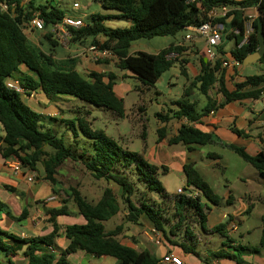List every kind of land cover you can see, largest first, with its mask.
<instances>
[{
  "label": "trees",
  "instance_id": "16d2710c",
  "mask_svg": "<svg viewBox=\"0 0 264 264\" xmlns=\"http://www.w3.org/2000/svg\"><path fill=\"white\" fill-rule=\"evenodd\" d=\"M103 9L117 11L113 16L94 14L89 22L80 29H71V41L81 42L91 39L90 45L99 46L102 50L111 51L117 58V67L126 70L139 79L146 87H155L163 74L168 72L179 59L168 57L177 53L182 55L183 48L174 44L160 51L158 54L137 52L130 54L134 42L141 39H154L157 37L176 36L180 31L189 26H201L209 20L211 11H219L224 6L232 5L239 9L232 10L226 17L211 19L213 23H221L226 29V39L233 41L234 48L230 58L243 65L244 60L259 49L257 36L258 17L264 21V0H196L188 3V0H96ZM2 5L7 6L4 11ZM255 7L258 17L253 20L252 33L243 44L248 18L244 10ZM38 15L46 24V27L60 23L65 14L53 5L50 0H0V126L3 136L0 137V153L6 160L17 159L23 168L29 173H36L37 166L41 163L45 171V181L50 185H57L58 168L67 160L75 158L72 149L65 145L63 139L58 138L51 129L45 128L41 123L42 116L33 111L23 101V96L7 88L8 79L17 78L25 89V95H31L41 91L49 101H54L60 96H72L99 108H105L120 117H124V100L114 91L117 77L112 73L90 72L83 75L75 68L61 69L52 54H47L38 47L32 45L27 34V25ZM116 18L130 23L128 27L112 29L105 24L108 20ZM230 21L227 23V21ZM232 29L239 30L236 34ZM52 44H55L50 35L45 36ZM99 39H102L99 41ZM54 41V42H53ZM53 46H56L53 45ZM217 54L224 56L223 45L218 47ZM264 63V57L260 59ZM101 64H108L104 62ZM209 62L204 63V70L196 78L199 90L203 95L216 84L224 103L242 100H256L264 92V74L249 76L244 82L236 84L234 89L227 87L224 70H221L222 61L218 59L211 68ZM25 67L30 74L20 71ZM107 81L105 82V80ZM178 110L172 118L162 114L157 117L164 122L170 119H187L190 123H198L200 119L216 108V103L209 99L202 113L196 111V104L189 100L177 102ZM67 126L75 125L73 121H65ZM81 133L92 140L93 153L87 155L86 169L96 180L104 179L121 188V198L124 200L127 216L126 222L141 225V217L145 216L152 222L156 231L171 243L169 235L176 234L183 228L188 244H177L186 254H200L193 247L194 238L188 227H185L183 212L188 209L195 213L203 228L206 224L205 206L201 204L199 197L193 199L185 194L177 198H169L161 183L156 178L158 167L146 163L135 153L123 151L114 140L109 138L102 130H95L83 119H79ZM75 130V129H74ZM159 141L164 139L166 128L157 130ZM75 135L77 133L75 132ZM214 141L210 133L201 131L189 125L179 128L176 136L169 140L170 145L183 144L189 152L196 146H205ZM51 148L52 151L47 150ZM230 149L245 162L256 168L264 180V151L250 155L245 148L231 145ZM85 155H82V157ZM220 159L217 154L209 157ZM119 165L125 168L134 167L137 170L138 181L146 184L149 191L159 192L164 199L173 204L178 222L167 231L168 218H164L165 210L156 209L143 201L139 206L132 200L135 185L124 175L116 174ZM133 172V171H132ZM187 186L199 191L208 201L219 205L220 198L213 193L207 182L192 164L183 166ZM54 191V190H53ZM53 193H56L54 191ZM68 198L74 203L78 214L83 217L85 224H72L62 226L58 218L70 216L67 202L64 201L58 209L50 211L52 233L46 236L20 239L14 234L0 229V250L5 254L7 264H14L16 256L15 246H24V256L27 264H69L68 257L78 252H84L96 258L111 257L117 264H160V259L149 250H138L132 246L124 245L117 237L122 234L123 227L106 232L104 223L120 214L122 207L118 197L112 188H106L99 201L90 203L78 189L71 188L67 192ZM145 196V193H144ZM172 203V204H171ZM168 205V206H169ZM4 204L0 201V211ZM27 210H24L20 219L26 218ZM262 234L259 246H232L230 237L225 235V225L213 228L219 232L226 241L223 247H231L236 254L216 253L218 257L233 259L237 264L246 263L241 255L256 254L264 249V213L262 215ZM63 234L68 240V246L56 254V238ZM192 244V245H191Z\"/></svg>",
  "mask_w": 264,
  "mask_h": 264
},
{
  "label": "rangeland",
  "instance_id": "374dc122",
  "mask_svg": "<svg viewBox=\"0 0 264 264\" xmlns=\"http://www.w3.org/2000/svg\"><path fill=\"white\" fill-rule=\"evenodd\" d=\"M46 1V0H44ZM243 1V0H242ZM53 5L58 6V8L65 14L75 19H81L84 23L90 21L91 16L95 13L103 16H115L118 14L114 10L103 9L102 6L96 0H50ZM253 16V15H252ZM249 18V17H247ZM106 26L112 29L125 27L123 23L119 22L116 18L108 20ZM30 32L27 30V34ZM38 39H42L44 36L50 35L49 30L46 32H33ZM30 36V35H28ZM185 36L184 31H180L176 36L171 37H157L154 39H141L133 43L130 52H149L155 53L156 51L162 49L165 44L170 42H175L180 40ZM44 40V39H43ZM102 39H99L101 41ZM42 49L46 52H50V45L44 40L42 43ZM224 44L226 45V50L234 46L233 41H229L224 37ZM58 46V45H57ZM60 49L65 50L64 48ZM100 48V47H99ZM60 51V50H59ZM58 51V54H59ZM57 61V60H55ZM107 61H117L115 59H109ZM114 67H117V62H115ZM118 68V67H117ZM264 70V63L256 62L249 66H244L243 70L245 75H254L261 73ZM22 73H26L24 67L20 69ZM126 70H117L115 73L117 80L115 84L118 86L117 94L122 95L124 100L125 115L120 117L113 113L112 111L96 107L90 103L82 101L72 96H63L62 98H67L66 101H60L62 109L56 108L59 114L54 118H49L47 113L40 110L34 109L33 111L39 113L44 121H41L45 128H49L58 137L64 140L65 145L72 149L75 154L74 159L65 161L57 171V181L62 186V193L59 195L60 199L69 202L68 207L71 211L78 213L76 206L71 199L68 198L67 192L71 188L78 189L84 195V197L90 202L95 203L100 200L103 191L106 188H112L116 193L118 200L121 204L122 210L120 214L113 217L109 221L105 222V227L107 231L115 230L118 226L123 227V232L121 235V240L131 243H139L141 241L147 243L146 248L157 258L160 256L162 251H164V246L148 244L147 239L142 236L143 228L145 227L142 222V227L133 223L126 222L127 209L124 200L121 198L122 190L117 185L112 182H107L104 179L96 180L91 173L86 169L85 161L87 155L93 153L92 140L85 137L79 127V119L86 120L92 129L102 130L109 138L114 140L116 144L123 150L129 153H135L139 158H141L146 163L156 165V163H162L167 161L172 164L176 161L173 157H178L182 153L185 147L181 144L179 145H166L158 143V133L157 130L160 127L165 126L166 122L161 121L156 115V113L169 114L170 105V87L169 81L173 80L174 84H177L173 89V95H176L177 90L182 89V84L186 82L185 77L179 73V67L177 63L169 70V73L164 74L162 78L159 79L155 87H146L143 83L135 78L134 76H129ZM87 75L88 73H84ZM17 78L20 74L16 75ZM107 79L105 80V82ZM181 84V85H180ZM191 87V86H190ZM25 100V98H22ZM47 100V99H46ZM54 104L46 101V107L52 106ZM142 105V106H141ZM145 107L141 108V107ZM44 108V109H45ZM173 109H178V107ZM143 109V110H141ZM199 109V108H198ZM46 111H50L47 110ZM145 111V113H143ZM51 113V112H50ZM65 121H73L74 126L69 127L66 125ZM75 129V130H74ZM176 128H166V134L171 135ZM75 132L77 135H75ZM47 150L52 151L51 148ZM208 153H217L220 155L219 160L213 159ZM87 154V155H86ZM82 155H85L82 157ZM157 159V161L152 158ZM149 158L152 159L149 160ZM198 162L199 174L202 176L205 182H207L214 194L218 195L221 199L226 197V195L232 190L234 191V199L236 200V207L240 208L242 204L245 205L248 210V198L244 195L246 187L244 184L236 181V177L241 174H246L247 176L254 175L252 179L254 182L255 189L258 190L261 198L256 200L255 207L246 213L242 212V218L245 219L244 226L250 228V237L242 239L241 233L244 232L246 228L243 224H239L240 230L233 234V238L239 241L243 245L259 246L262 226V215L264 212V180L259 174L258 170L245 162L241 157L232 152L229 149H223L214 146H207L205 151L196 154ZM168 165V164H167ZM37 168H41L42 164L39 163ZM133 171V172H132ZM181 171V170H180ZM116 174L124 175L132 184L135 185L134 194L132 195V200L137 206H139L141 199L147 204L155 207L156 209L165 210L164 218L168 221H178V217L175 215L174 207L169 205L170 202L164 199L162 195L157 191H149L146 189V184L144 182H139L136 176L137 170L134 167L125 168L123 165H119L118 169L115 170ZM42 175L36 173L34 183H24L21 188L23 190H31L35 193L39 192V197H44L49 194L48 184L41 179ZM157 180L161 183L164 188L165 194L173 199L180 196L178 193L179 189L189 190L187 186L186 177L183 172H169L163 171V168L158 167L156 173ZM263 184L260 186L255 182ZM57 189L59 185L55 186ZM257 192V191H256ZM145 193V196H144ZM36 195V194H35ZM193 195H199V200L203 203H207L212 207L210 201H208L201 193L193 191ZM172 204V203H171ZM169 205V206H168ZM220 208L226 209L227 206H221ZM234 208H232L233 210ZM185 219V227H188L192 236L195 237V248L200 254L198 257L192 254L197 259H203L200 264H210L207 261H211L216 258L213 255L212 258H206V251H219L224 249V235L219 232L210 231L208 227L203 228L201 224L197 221L195 213L188 211L183 212ZM218 215L214 213L212 217V226L219 227L220 221L218 218L214 219ZM66 217V216H65ZM209 218V215H208ZM65 221H69L68 217L63 218ZM172 223V222H171ZM223 225L227 227L225 230V235L230 237L231 228L230 221H226ZM206 226V224H205ZM18 229V228H16ZM213 230V228L211 229ZM182 233V231H179ZM184 232V231H183ZM184 236V234H183ZM180 237V234H179ZM177 241L182 242L180 239ZM226 241V240H225ZM141 244V243H140ZM141 248V246H139ZM96 258V257H95ZM100 259V258H99ZM104 260V261H103ZM109 264V261L117 262L114 258L104 257L98 262H105ZM0 264H7L5 254L0 250Z\"/></svg>",
  "mask_w": 264,
  "mask_h": 264
},
{
  "label": "crops",
  "instance_id": "0c3cea01",
  "mask_svg": "<svg viewBox=\"0 0 264 264\" xmlns=\"http://www.w3.org/2000/svg\"><path fill=\"white\" fill-rule=\"evenodd\" d=\"M234 1L242 2V0H234ZM222 8H225L227 11L230 12L232 10L239 9L238 7L232 5L224 6ZM221 9H219L218 12H221ZM244 15L245 17L257 18L258 11L255 7L248 8L244 10ZM117 20L123 23L125 27H128L130 25V23L127 21H123L120 19ZM229 21L230 19L227 21V23ZM183 31L185 33V36L191 34L189 30H183ZM184 37L173 43L172 42H170L169 44L166 43L162 49L156 51L155 53H149L144 51L145 53L155 55L158 54L160 51L168 48L172 44L178 46V43H180L179 47L183 48L182 55H180V58L176 61V63L179 67V73L183 77H185L186 82L182 84V89L178 90V88H176L177 93L176 95H173V92L175 90L173 88L177 84H174L173 80L169 81L170 94H171L169 103L171 107L169 108V114L162 113V115L165 117H167L168 115L169 117L172 118L173 114L178 110V109H173L172 107L174 108L178 107L177 102L185 99L195 103L196 111L199 113H202L203 109L207 106L209 99H211V101H214L216 103V108L213 109V111H211L207 115H204L198 123H190L187 121V119H182V120L170 119V121L166 122L165 126H162L160 128H172V126H174V128L176 129L173 132V134H171L170 136L165 133L164 139H162L161 141H159L158 139V143L160 145L166 144L172 146L169 144V140L174 136H176L179 128L183 125L193 126L195 128L200 129L203 132L210 133L214 142L212 144H208L205 146H196L195 149L191 152H189L188 148L185 145L181 144L185 147L186 150L180 153L178 157H173L180 164H177L176 161H173L172 164H169L167 161H163L162 163H156V165H159L158 166L159 168L162 167L163 171L168 173L169 170H171L172 172L175 171L183 172L184 165L192 164L195 167V169L199 172V170L197 169L198 162L196 161L197 160L196 154L199 152L203 153V151H205V148L207 146H214V147L231 150L230 146L235 145L237 147L245 148V150L250 155H256L264 151V92L262 93L261 97H259L256 100L248 99L242 101H235L231 103H224V99L219 93L217 84L209 90L208 95H203L199 90L200 85L196 84V78L204 70V63L209 62L210 63L209 65L212 68L218 59H220L221 61L225 60L228 62L234 61L233 59L230 58V53L234 48V46L230 49V51H227L225 49L226 45L224 44V39H223L220 46L223 45L224 47V52H225L224 56L218 54L216 60L211 62L207 58L206 42L204 39L196 38L194 41H184ZM28 38L32 45L38 47L40 50H42L47 54H52L54 59L57 60V63L61 69L75 68L78 72H80L83 75H85L84 73H90V72L115 73L117 70H119L117 67H114L113 65L117 61H111V62L107 60H103L100 62L93 61V59L91 58V54L87 52V49L91 44L90 38L82 41V43L73 42L70 45V48L67 50L60 49L57 46V43L54 41L53 42L56 44V46H53L55 44H52L48 39H46L45 36L42 39H38L35 36V34L32 33L30 34V36H28ZM43 39L46 40V42L50 45V52H46L44 49H42L43 47L41 43L44 41ZM130 54L133 53L130 52ZM104 62H108V64H101ZM243 67L244 66L241 65L240 67L237 68L232 66L228 68H224L221 64V70H224L225 72L227 87L230 90L234 89V86L236 84L244 82L245 79L249 76L264 74V70L262 69L261 73H257L254 75H245ZM24 69L26 70L25 74H30L25 67ZM167 73H169V71L166 72L165 74ZM127 74H129V76H133L131 73H127ZM16 75L17 74L14 75L15 79H17ZM117 89L118 86L115 84L114 91L116 94H117ZM118 96L122 98V95H118ZM23 97L25 98V100H23L24 103L28 105L32 110L34 109L40 110L42 108V112L47 113V115L44 116H48L49 118H54L55 117L54 115L57 116L59 114V110L62 109L60 101L67 100V98H62L63 96H60L54 101H49V99L41 91L32 93L31 95H24ZM46 101L54 105L45 108ZM56 108H60V109L56 111L55 110ZM141 108L145 109L144 106ZM46 109L50 111H46ZM143 113H145V111ZM157 114H161V113H156V115ZM43 119L44 118H41V121H44ZM2 136H3V130L2 127L0 126V137ZM208 154H217V153H208ZM152 159L157 161V159H154V157ZM152 159L149 158V160L151 161ZM215 160H219V159H215ZM6 162L7 160L4 159L0 153V201L4 204L2 210L0 211V229H2L5 232L14 234L20 239L49 235L53 231V227L50 222L49 212L52 211L53 209L60 208L64 202V201L62 202V200L59 197V195L62 193L61 184L57 183V185H59V188L57 189L55 187L56 185L53 186L50 185L48 182H46L45 171L42 165L43 169L37 168L36 173L41 174L42 175L41 179L48 184L49 194L44 197H39V192L35 193L36 194L35 195L33 191L23 190L21 188V186L24 183H28L26 179L29 176H33L35 179L36 173H29L26 168H22L20 176H14L11 169L6 165ZM253 178L254 175L247 176L246 174H241L236 177V181H239L240 183L244 184L246 187L244 196L248 198V207H249L248 210L246 209L244 204H242L240 208H235L236 200L234 199L235 198L233 194L234 191L232 190L226 195V197H223V199H221L217 195L220 198L219 205H214L210 202L212 204L211 207L207 203L201 202V204L205 206V213H206L207 230L205 231H208L209 229L210 231H213L211 229L216 228V226L211 225V223L213 222H212V217H210L211 215L216 213L218 216L215 217L214 219L218 218V220L221 222L219 226L223 225L228 220L230 221V225L232 224L236 225V230L230 236L231 241L233 242L232 246L233 245L247 246L235 240L233 238V234L237 233L240 230V227L238 226L240 223L243 224L244 226L243 222L245 221V219L242 218V212L246 213L249 210H252L255 207L254 205L256 203V200L261 198V195L258 193L259 191L255 189V186L253 184L254 181L252 180ZM255 182L260 186H263V184L258 183L257 180H255ZM53 190L56 191V193H53L54 192ZM194 190L195 189L191 187L189 188V190H184V191L186 192L187 195L192 194V196H196L193 195ZM187 191H190L191 193L188 194ZM197 197H199V195H197ZM52 198H54V200H51ZM68 204L69 202H67V206ZM225 205L227 206V208L222 210V208L220 207ZM232 208L234 209L232 210ZM24 210H27L28 215L26 218L20 219ZM69 211H70V216H66L70 219L69 221L63 220V218H66L65 216L59 217L57 219L60 225L66 226L72 224H81V225L85 224V220L83 219L82 216H80L75 211H71L70 209ZM185 211L194 213L193 211L188 209H186ZM196 219L199 222L197 216ZM142 222L145 224L144 225L145 227L142 229L143 230L142 236L147 239L148 244L155 245L152 242L154 238L162 239L163 243L160 246H164L165 249L164 251H162L158 259L161 260V258L166 254L173 253L179 256L183 260L184 264L202 263L203 259L201 258L197 259L192 254H186L179 247V245H177L180 243H184L190 246L189 240L185 239L186 238L185 235L183 236L184 234L183 231L185 230V228L181 230L182 233L177 231L176 234L169 235V238L172 240V242H175L176 245H174V243L169 242L162 235V233L156 231L154 225L150 220H148L147 217L145 216L141 217V225H139L141 227L143 226ZM171 222H168L166 224L165 228L167 229V231H169L171 227L174 226L178 221L177 222L171 221ZM245 228L246 230L244 229V232L240 234L242 239L249 238L251 234L250 228L249 227H245ZM262 228L263 226L260 227L261 234H262ZM225 229H227V227ZM63 231L64 230L62 228L60 231V235L56 238L55 241L56 243L55 251L57 252L56 254H59L61 250H64L68 246V240L64 236ZM106 232L109 231L106 230ZM120 237L121 235H119L117 238L124 245L132 246L138 250L147 249L146 248L147 243L143 241L135 244L131 242L127 243L126 241L121 240ZM193 238L195 239V237ZM177 239H180L182 242L177 241ZM14 246L16 250V256L13 257L14 264H27V259L23 254V252L25 251V247L24 246L19 247L17 245ZM139 246H141V248H139ZM193 247L195 248V244L193 245ZM248 247H254V246L248 245ZM218 252H222L224 254H232V255L236 254L231 247H224V249H220L219 251H215V252L209 250L206 251L205 253L207 256L206 258H212V256L216 255V253ZM241 257L248 264H264V249H260L259 253L256 254H243L241 255ZM100 259L95 258L84 252H78L68 257L69 264H106V260L105 262H98ZM207 262L210 264H237L231 258L218 257V256H216L215 259H212L211 261H207ZM109 264H117V262L109 261Z\"/></svg>",
  "mask_w": 264,
  "mask_h": 264
},
{
  "label": "built area",
  "instance_id": "2783aa9c",
  "mask_svg": "<svg viewBox=\"0 0 264 264\" xmlns=\"http://www.w3.org/2000/svg\"><path fill=\"white\" fill-rule=\"evenodd\" d=\"M195 2L196 0H188V3H191V4ZM2 8L5 11L7 9V6L2 5ZM229 12L230 11H227L225 8H222L221 12L211 11L208 14L209 20L206 23L202 24L201 26H197V27L196 26L186 27L185 30H189L191 34L186 35L184 37V41H194L196 38L204 39L206 42L207 58L211 62L215 61L218 56L217 49L221 45L227 33H226V29L223 24L213 23L211 19L226 17V15ZM254 19H255L254 17L248 18V21L246 23L245 39L241 45H243L247 41L248 37L252 33L253 31L252 23ZM85 25L86 24L81 19H75L69 16H65L64 19L60 23L54 24L50 26L49 28H47L43 19H41L38 15H36L27 25V30L30 32L28 35L32 34L33 32L44 33L47 30H49L52 39L57 43V45L67 50L70 48V45H71L70 41H71L72 35H71L70 30L71 29L77 30V29H80L81 27H84ZM232 32L238 34L239 30L232 29ZM179 45L180 43H178V46ZM87 52L91 54V58L93 59L94 62H100V61L109 60V59L117 60L116 56L111 51L102 50L99 48V46H96V45H90L87 49ZM168 58L174 60V59L180 58V55L177 53H173ZM222 66L224 68H228L230 66L237 68V67H240L241 64L235 60L232 62H228L224 60L222 61ZM6 86L9 90L14 91L17 94H20L22 96L25 95V89L22 87L19 80L15 78L8 79ZM6 165L11 169L14 176H20L23 165L19 160L17 159L7 160ZM26 180L28 183H33L35 179L33 176H29ZM178 193L180 195H183V194L187 195L183 189L178 190ZM187 196L193 199L197 198V195L192 196V194H190ZM51 200H54V198H52ZM230 228H231V233H230V236H231V234L236 230V225L232 224ZM152 242L155 245H159V246L162 245L163 243L161 238H157V239L154 238ZM160 264H184V262L179 256L173 253H168L161 258Z\"/></svg>",
  "mask_w": 264,
  "mask_h": 264
},
{
  "label": "water",
  "instance_id": "95a60500",
  "mask_svg": "<svg viewBox=\"0 0 264 264\" xmlns=\"http://www.w3.org/2000/svg\"><path fill=\"white\" fill-rule=\"evenodd\" d=\"M257 36L259 40V49L257 52L249 55L243 62V66H249L256 62H259L262 57H264V21L261 17H258V30ZM190 194V191H187Z\"/></svg>",
  "mask_w": 264,
  "mask_h": 264
}]
</instances>
